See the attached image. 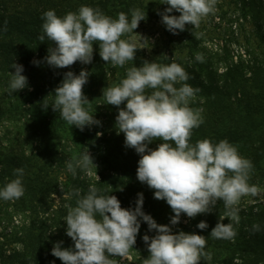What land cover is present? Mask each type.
<instances>
[{"label":"trees","instance_id":"obj_1","mask_svg":"<svg viewBox=\"0 0 264 264\" xmlns=\"http://www.w3.org/2000/svg\"><path fill=\"white\" fill-rule=\"evenodd\" d=\"M144 1L0 0V120H11L10 126H6V142L0 143V188L16 178L14 170L17 168L24 169L22 182L25 188L19 199H0V264H63L51 250L60 241L64 248L74 247V242L66 235L64 221L68 206H75V198L68 191L72 183L75 184L73 190L79 189L82 194L87 192L89 185L95 184L101 194L115 195L121 207L126 209H134L138 193H142V210L158 224L169 225L173 233L183 230L208 238L206 250L212 257L201 264H236L237 261L239 264H264V205L239 204L240 222L235 225L237 235L234 240L212 239L211 230L225 211L222 201L218 200L210 213L195 218L181 214L179 224L171 225L170 218L174 213L170 206L164 200L155 199L154 190L137 179L140 155L125 146L124 134L117 132L118 108L105 104L102 90L119 83L126 76L127 68L133 64L140 67L146 59L135 56L134 61L124 67H114L102 60L99 45L94 44L90 64L77 61L68 68H52L44 61L48 48L54 46L47 39L44 42L38 39L42 32V15L47 10H55L58 16H63L86 5L99 8L113 18L124 12L130 19V10L139 8L146 13L145 20L148 21L160 19L158 12L168 7ZM231 2L241 11L239 18L243 22L249 21L250 10L257 23L262 20L264 0ZM240 22L238 25H242ZM224 40L230 39L225 35ZM206 48L203 47V51ZM209 50V56L203 53L202 63L196 56L186 64L176 62L189 74L187 83L200 89L190 106L202 110L204 122L193 130L191 142L207 138L218 143L227 139L238 147L241 156L252 161L254 167L249 183L256 186L262 183L264 188V56L252 55L247 49L236 53L228 42H223L220 50L217 47ZM33 61L40 63L37 65ZM13 62L23 65L22 74L31 82V90L28 87L10 92L9 73L15 72L11 68ZM172 62L157 61L162 64ZM82 69L89 72L83 92L91 101L92 114L101 122L86 126L83 131L74 126L70 128L51 107L54 90L64 74L72 71L78 75ZM43 100L49 104L46 110L42 107ZM125 105L126 102L120 107ZM161 142L154 140L149 148L155 149ZM87 150L97 165L99 177V180L92 178V183L86 178L81 180V172L72 177L66 171L65 161L74 152ZM64 170L66 179H61ZM56 195L64 200L60 207L54 203ZM13 216L17 217L16 223ZM138 219H141V227L134 248L127 257H117L119 264H143V259L149 255L143 236L152 237L156 232L149 231L142 218ZM5 220L12 221L13 227L2 225ZM201 221L208 224L204 230L197 228ZM222 222L228 224L230 220L225 218ZM254 224H259L261 230L253 231Z\"/></svg>","mask_w":264,"mask_h":264},{"label":"clouds","instance_id":"obj_2","mask_svg":"<svg viewBox=\"0 0 264 264\" xmlns=\"http://www.w3.org/2000/svg\"><path fill=\"white\" fill-rule=\"evenodd\" d=\"M160 3L168 6L158 12L162 23L168 31L177 34L184 31L186 25L199 27L201 20L215 10L217 0H160ZM130 11L129 19L124 12L113 18L99 8L86 5L63 16H58L55 10H47L42 15V32L38 39L41 42L47 39L54 46L48 48L44 61L52 68H68L77 61L90 64L93 45L98 44L99 55L106 63L124 67L133 62L138 48L131 34L146 19V13L139 8ZM173 11L179 15H171ZM195 58L204 62L201 53ZM11 68L15 72L9 73L10 92L28 88V78L22 74L23 65L13 62ZM88 77L89 72L84 69L78 75L66 72L54 90L51 104L53 111L59 112L70 128L74 126L81 131L86 126L101 123L92 114L91 101L83 92ZM189 79L186 70L176 62L162 64L145 60L140 67L133 64L127 68L126 76L119 83L104 88L102 96L105 104L118 108L117 132L124 134L125 146L140 155L137 179L153 189L154 198L166 201L174 213L170 224H179L181 214L195 218L210 213L219 200L225 211L210 237L232 241L237 235L235 225L240 222L241 199L257 196L261 189L249 183L253 163L240 155L236 145L227 139L218 143L207 138L191 142L193 130L204 120L202 110L190 106L200 89L188 84ZM125 102V107H120ZM42 107L46 110L49 104L43 100ZM154 140L162 142L151 149L149 144ZM65 164L73 176L77 175V170L91 175L94 167L99 180L97 165L88 150L74 152ZM14 175L15 179L0 188V199L11 201L24 195V169H15ZM70 195L75 198V206H68L64 221L66 235L74 242V247L64 248L60 241L51 250L63 264H118L115 258L127 257L134 248L141 227L138 218H142L149 231L156 232L152 237L143 236L149 252L143 264H201L212 257L206 250L208 238L205 236L183 230L173 233L172 227L158 224L146 214L142 210V193H138L134 209L122 208L115 195L101 194L95 184L89 185L86 193L75 189ZM225 218L230 223L224 224ZM207 227L205 221L197 224L201 230ZM252 227L253 231L261 230L259 224Z\"/></svg>","mask_w":264,"mask_h":264},{"label":"rangeland","instance_id":"obj_3","mask_svg":"<svg viewBox=\"0 0 264 264\" xmlns=\"http://www.w3.org/2000/svg\"><path fill=\"white\" fill-rule=\"evenodd\" d=\"M144 2L146 4L151 2L158 5L161 4L162 7L165 6V4L160 3V0H145ZM240 12L231 0H217L215 10L201 20L199 27L193 28L192 25H186L185 30L182 32L178 31L177 34H173L167 30L166 26L162 23V17L160 19L152 18L148 21H141L138 28L134 30L137 34H131L138 48L135 56L144 58L149 62L170 60L186 64L197 53H205L209 56L207 49L215 50L217 47L220 50L223 47V42H228L231 49H234L236 53L244 52L247 49L252 55L263 57L264 15L261 18L262 20L257 23L254 19L253 11L250 10L248 14L249 21L246 23L242 21V18H239ZM171 15L178 16L179 13L173 11ZM234 19L235 21H233ZM237 19L241 21L242 25H238ZM258 25L262 27H258ZM225 35L229 37V41L224 40ZM196 41H198V45H196ZM203 47H207L205 51H203ZM30 83L29 88L32 87ZM0 119H2L1 116ZM10 123L11 120H0V143L1 141L6 142V126H10ZM66 171L68 172V170ZM78 172H81L80 179L86 178L89 183H92V178L96 177L94 167L91 169V175L80 170H77ZM61 179H66L65 170L61 173ZM261 184L257 183V187L261 189L259 195L245 196L241 199L240 204L257 203V205H264V188ZM74 187L75 184L72 183L68 191L72 192ZM54 203L56 207H60V205L64 204V200L61 196L56 195ZM50 215L52 216V214ZM13 220L15 222L17 217L14 218L13 216ZM12 224V221L5 220L2 225L12 228ZM13 245L17 246L18 242ZM115 259L118 261L117 257Z\"/></svg>","mask_w":264,"mask_h":264}]
</instances>
